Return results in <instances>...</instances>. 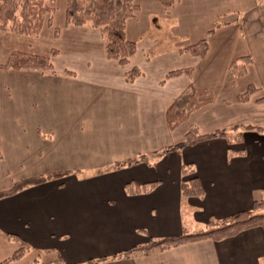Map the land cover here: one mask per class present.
<instances>
[{
  "label": "crops",
  "instance_id": "0c3cea01",
  "mask_svg": "<svg viewBox=\"0 0 264 264\" xmlns=\"http://www.w3.org/2000/svg\"><path fill=\"white\" fill-rule=\"evenodd\" d=\"M206 2L207 18L197 13L184 22L185 0L168 6L135 0L138 11L125 34L136 51L122 65L107 56L98 29L67 24V0H55L35 35L50 45L24 40L29 49L22 51L49 56L53 70L0 69V192L27 178L63 173L0 199V262L19 247L9 238L15 235L29 250L8 264H88L100 258L105 260L98 264H264L260 227L111 259L150 240L197 231L211 217L248 210L264 199V127L241 129L251 120L264 122L263 18L256 4L238 10L241 15L233 0L190 5L199 10ZM165 26L177 39L167 52L158 51L160 38L148 36ZM202 39L203 57L184 51ZM11 42L0 31V64L11 54ZM243 58L250 61L236 76L231 65L243 64ZM133 68L140 74L128 81ZM177 70L185 71L168 75ZM250 85L255 92L239 101ZM192 89L203 91L208 102L170 130L168 109ZM191 125L200 135L235 127L242 135L232 143L213 137L165 151ZM184 165L193 168L191 175L183 173ZM190 176L204 190L201 197L182 194ZM149 182H156L149 191L126 190L129 183Z\"/></svg>",
  "mask_w": 264,
  "mask_h": 264
},
{
  "label": "trees",
  "instance_id": "16d2710c",
  "mask_svg": "<svg viewBox=\"0 0 264 264\" xmlns=\"http://www.w3.org/2000/svg\"><path fill=\"white\" fill-rule=\"evenodd\" d=\"M176 1L162 0V3L168 6ZM54 9L55 0H0V29L35 36L40 32L44 21H47V17L52 14ZM137 11L138 5L135 3V0H67L65 17L67 24L81 26L90 23L94 28L98 29L106 38L105 50L107 56L125 65L136 51V44L126 38V22L128 19L133 18ZM184 51H188L194 56L203 57L207 51V42L205 39H202L184 48ZM249 61V58H243V64L237 65L234 62L231 65L232 73L236 76H242L245 72V63ZM0 69H33L42 72H51L53 65L49 56L14 51L10 54L6 63L0 64ZM185 70L190 71V68ZM183 71H172L168 75ZM139 74L140 71L137 68H133L127 72L126 79L132 81ZM254 92L255 89L253 86H248L246 91L239 96V101L246 102ZM203 95V91L192 89L190 93L181 97L171 105L167 112L168 127L170 130H173L184 122L191 112L208 102V98L201 99ZM241 129L250 130L262 128L260 126L246 124ZM241 135L242 131L237 127L232 130L221 129L211 134L200 135L197 128L191 125L184 135L183 140L166 148L165 151L181 150L186 146H191L201 140L213 137H223L228 143H232L234 140L235 142L240 140ZM182 171L185 175H191L193 168L184 165ZM62 176L63 173H52L21 180L16 182L11 189L0 192V199L31 185L42 183L52 177ZM155 185L156 182H149L140 186L129 183L126 185V190L132 193H138L140 191H149ZM181 189L184 196L201 197L204 194V190L195 176H190L186 182H183ZM263 208L264 199H261L255 201L252 208L248 210H243L224 218H209L202 229L194 232L183 231L176 236L150 240L146 244L134 246L128 250L119 252L111 257V259L122 257L131 258L137 254L164 251L205 239L219 241L233 237L244 230L254 227H260L264 231V213L259 212ZM9 238L18 242L19 247L8 258L1 261L0 264H8L12 261L19 260L29 250L28 244L19 237L9 235ZM104 260L105 258L89 260L88 264H98ZM31 264H39V262L35 259ZM56 264L68 263L59 261Z\"/></svg>",
  "mask_w": 264,
  "mask_h": 264
},
{
  "label": "rangeland",
  "instance_id": "374dc122",
  "mask_svg": "<svg viewBox=\"0 0 264 264\" xmlns=\"http://www.w3.org/2000/svg\"><path fill=\"white\" fill-rule=\"evenodd\" d=\"M58 3H59V1H58ZM185 3L189 4V8H183L184 14H185L184 17L186 18V19H184L185 20L184 22H187L186 20H191L194 16L197 15V13H199L200 17L204 18V19L207 18V16H209V14H210V12L207 10L208 9L207 2L205 4L199 3L198 4L200 6L199 10H197L193 5H190V3H194L197 6V4L195 3V0H185ZM251 4H256L258 9L260 10L261 16L263 18L262 20H263V26H264V0H233L234 8H236V11H237L236 15L241 13V12H238V10H242L244 7H248ZM239 15H241V14H239ZM229 17H231V16L229 15ZM194 20H196V18ZM184 26L186 27L185 28L186 30L189 29L187 25L184 24L183 27ZM0 31H5V32H7V34L9 36L12 37V42H11L12 52L19 51L18 49H20L21 52L22 51H28L29 48L24 46V40H26L25 42L31 43V44L36 41L38 44H35V45L39 48L43 47V45H47V44L50 45V43H51V41L50 42L47 41L45 36H42V37L39 36L38 38H36L33 35H23V34H18V33L12 32V31H8V30H1L0 29ZM170 32H171V34H170ZM172 34H174V32L172 30V26H169L168 28H166V26H165L163 31H160L159 33L158 32L155 33L152 31L150 34H148V36H150L151 39H153V37L160 38L162 42H161V45H160V48L158 49V51L167 52L168 51L167 48L173 47L175 45V41L177 40L172 36ZM19 35L28 36V37H22L21 39H17V38H19L18 37ZM29 36H32L33 38H30ZM256 121L257 122H255L254 120H251L250 122H247V124L250 123L253 125L255 124L256 126L264 127V122H261L258 120H256Z\"/></svg>",
  "mask_w": 264,
  "mask_h": 264
}]
</instances>
